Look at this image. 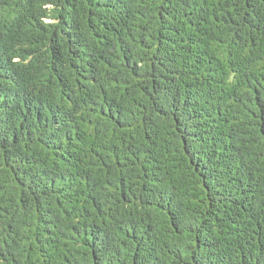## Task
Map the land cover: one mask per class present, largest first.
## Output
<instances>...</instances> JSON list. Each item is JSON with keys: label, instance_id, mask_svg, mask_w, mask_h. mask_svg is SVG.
Listing matches in <instances>:
<instances>
[{"label": "trees", "instance_id": "obj_1", "mask_svg": "<svg viewBox=\"0 0 264 264\" xmlns=\"http://www.w3.org/2000/svg\"><path fill=\"white\" fill-rule=\"evenodd\" d=\"M0 264H264V0H0Z\"/></svg>", "mask_w": 264, "mask_h": 264}]
</instances>
